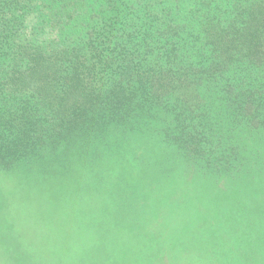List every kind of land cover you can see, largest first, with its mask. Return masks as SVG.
Segmentation results:
<instances>
[{"label":"trees","instance_id":"1","mask_svg":"<svg viewBox=\"0 0 264 264\" xmlns=\"http://www.w3.org/2000/svg\"><path fill=\"white\" fill-rule=\"evenodd\" d=\"M3 175L78 264H264V0H0Z\"/></svg>","mask_w":264,"mask_h":264},{"label":"rangeland","instance_id":"2","mask_svg":"<svg viewBox=\"0 0 264 264\" xmlns=\"http://www.w3.org/2000/svg\"><path fill=\"white\" fill-rule=\"evenodd\" d=\"M14 178L17 179L16 176L3 175L0 183V188L7 193L5 197L8 201L7 209L0 214V264H17L19 253H22L26 259L24 253L27 252H30L31 258L28 259L30 264H39V260L41 264H56V260L60 264H78L81 257L88 256V253L90 255L91 247L97 245L95 235L93 233L81 235L80 232L77 233V230L69 228L64 224L66 217L63 218L61 211L55 209V204L60 200H68L71 193L59 190L22 191ZM9 195L12 196L9 197ZM84 199L86 202L87 199ZM86 204L89 205L88 202ZM81 210H85V207L74 209L72 217L77 216ZM57 218L56 227H59L60 223V228L53 230L52 224H57L53 220ZM84 219L85 215L81 220ZM71 236L74 248L81 246V249L76 251V255L74 252L69 253L72 249ZM133 247L134 243L133 245L127 243L124 249ZM91 259L96 260L94 253L90 255L89 260ZM106 260L100 264L118 263L115 259L107 258Z\"/></svg>","mask_w":264,"mask_h":264}]
</instances>
